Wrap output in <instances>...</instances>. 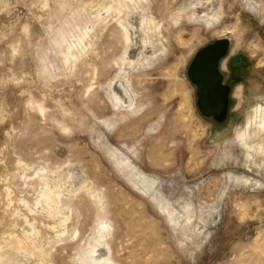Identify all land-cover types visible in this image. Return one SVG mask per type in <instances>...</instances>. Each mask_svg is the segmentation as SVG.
<instances>
[{
    "label": "rangeland",
    "instance_id": "1",
    "mask_svg": "<svg viewBox=\"0 0 264 264\" xmlns=\"http://www.w3.org/2000/svg\"><path fill=\"white\" fill-rule=\"evenodd\" d=\"M0 264H264V0H0Z\"/></svg>",
    "mask_w": 264,
    "mask_h": 264
},
{
    "label": "water",
    "instance_id": "2",
    "mask_svg": "<svg viewBox=\"0 0 264 264\" xmlns=\"http://www.w3.org/2000/svg\"><path fill=\"white\" fill-rule=\"evenodd\" d=\"M229 40L221 38L196 51L186 69V76L195 88L196 107L205 117L223 119L228 110L229 85L220 70L227 55Z\"/></svg>",
    "mask_w": 264,
    "mask_h": 264
},
{
    "label": "bare ground",
    "instance_id": "3",
    "mask_svg": "<svg viewBox=\"0 0 264 264\" xmlns=\"http://www.w3.org/2000/svg\"><path fill=\"white\" fill-rule=\"evenodd\" d=\"M49 198V197H48Z\"/></svg>",
    "mask_w": 264,
    "mask_h": 264
}]
</instances>
